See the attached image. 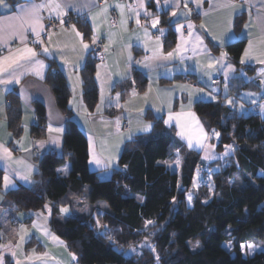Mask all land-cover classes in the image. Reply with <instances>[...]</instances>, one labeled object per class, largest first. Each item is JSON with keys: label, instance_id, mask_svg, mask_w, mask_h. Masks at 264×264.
Instances as JSON below:
<instances>
[{"label": "crops", "instance_id": "1", "mask_svg": "<svg viewBox=\"0 0 264 264\" xmlns=\"http://www.w3.org/2000/svg\"><path fill=\"white\" fill-rule=\"evenodd\" d=\"M101 1L74 0L78 6L85 3L94 6L81 7L80 11L76 8L64 9L67 14L85 18L88 34L80 24H74L52 31L45 38V25L42 19L43 30L37 27V31L40 32L39 38L26 26L23 42L19 35L11 34L14 29L8 25L15 24L16 21H10L9 18L20 16L21 7H27L33 3H48L49 0H25L15 5L9 0H3L0 3V80L8 79L13 73L17 75L24 73L20 75L19 83L13 82L7 85L0 83V157L3 156L4 148L11 152L10 159L0 158V233H3L0 235V246L10 244L12 251L16 252V256H12L11 251L0 248L3 264H7L8 261L13 264H16V261L20 264H71L76 260V258L73 259L67 244L52 230L50 206L37 211L23 212L19 211L6 196L8 191L16 189L19 185L34 184V177L39 168L38 159L41 156L49 151H62L64 132L70 117L87 136L89 168L96 171L99 177H102L101 179H109L119 169V158L124 145L138 135L147 133L137 129L142 128L144 124L153 125L152 118L147 117L149 113L157 118L162 117L165 129L173 130L176 138L186 146L188 143L186 137L190 135L194 146L187 147L199 151L205 161L215 160L205 159L204 149L196 146L197 139H204L200 133L201 126L207 136L204 139L206 145L210 135L194 111L197 100L210 99L213 96V90L229 89L228 85L227 89L225 88L226 83L220 88L214 86L211 83L212 78L221 77L229 82L231 78L241 76L246 83L256 84V88H250L241 94V98L256 99L251 110L256 104L264 101V76L260 75L264 72V25L257 20V9L264 6V0H251L250 4H246L244 0H200L199 6L196 0H178L179 8L174 6L175 0L168 6H165L164 0H160L159 5L153 3V0H144L145 8L138 7V0H135L136 5H131L129 0H113L107 4ZM117 4L124 6L123 12L115 7ZM229 4L236 6H226ZM190 5L197 9L195 14H189ZM103 8H107V11L102 12ZM133 8L139 12V25L136 23L137 16ZM113 11L117 13L115 23H112L110 19ZM172 11L176 12V16L172 15ZM147 13H151V16ZM162 14L166 15L167 23L176 33L173 45L152 37L158 26L163 29V32H167L168 26H160ZM44 15L64 16H58L52 9L41 10L40 16L43 18ZM157 16L160 23L153 28L151 20ZM243 16L245 23L240 31H236L235 22ZM189 23L194 27L190 29L191 35L189 33V36L184 38L181 33L184 29H189ZM181 24L184 25L182 29L179 27ZM92 30L104 42L105 59L95 62V82L99 99L90 109L83 96L85 86L81 69L92 56L93 39L90 38ZM76 32H79L81 36L78 37ZM197 36L203 44L197 42ZM81 37L83 43L89 45L87 51L82 48ZM32 38L43 41L42 44L38 43L40 46L38 49L29 43ZM241 38L246 39V45L240 60L243 65L255 68L253 74L235 68L227 56L222 62L223 66L217 64L214 68L207 67L210 57L219 59L222 53H226L223 49L226 44ZM182 41L186 50L180 56L169 60L153 59L154 53L159 55L162 52L166 55L181 45ZM211 44L221 49L215 51ZM25 47L33 48L38 53L36 59L43 61L46 66L41 70L43 79H40L31 69L26 70L25 67H21L28 63L26 61L14 64L12 67L3 63L5 57L14 56ZM45 47L49 50L47 54L43 52ZM245 52L248 56H245ZM51 61H55L65 75L71 92L70 114L59 109L53 91L46 81L51 70ZM229 66L235 71H230ZM137 73L147 78V84L143 90L137 87ZM117 95L119 100L116 99ZM13 101L21 111L19 122L15 127L10 119V107ZM37 102L44 105L46 113L42 136H37L33 132L37 121L35 111ZM109 111H113L114 114H107ZM169 116L172 117L171 121ZM119 120L125 122L129 129L120 130ZM49 126L63 128V132H49ZM182 127L186 133L185 138L178 135ZM129 135L132 137L131 140L128 139ZM56 140L58 143L53 142ZM110 154L112 158H118V163L116 165L113 163L108 169L112 171L111 174L107 173L108 170L107 172L104 170ZM177 155L180 158L179 167L172 169L169 164L173 162V159L176 162ZM211 155L213 156L214 152ZM93 156L101 161L100 165L91 163ZM182 163L183 156L178 151L165 161L167 168L172 172H180ZM29 166L32 168L30 180H21L20 175L27 174ZM65 167L68 168V174L64 175L57 171L59 176L69 175L71 171L69 162L58 169ZM5 175L14 186L8 191H5L3 185ZM107 207L108 204L105 201L91 202L87 196H83L73 198L71 205H65L62 208H67L72 215H95L103 212ZM61 215L65 217L62 211ZM22 228L27 231L21 232ZM21 235L24 237L23 240L20 239ZM53 236L56 239H53Z\"/></svg>", "mask_w": 264, "mask_h": 264}, {"label": "trees", "instance_id": "2", "mask_svg": "<svg viewBox=\"0 0 264 264\" xmlns=\"http://www.w3.org/2000/svg\"><path fill=\"white\" fill-rule=\"evenodd\" d=\"M9 1L15 5L25 0ZM166 18L161 15L160 26H168L165 43L173 45L176 33ZM244 23L245 17H239L235 30L240 31ZM86 26L87 22L81 25L88 34ZM245 45L246 39L241 38L223 49L235 68L253 74L255 68L240 60ZM211 46L215 51L221 49ZM95 62L92 55L81 69L83 96L90 109L99 99ZM136 79L137 87L143 90L147 78L137 73ZM46 81L59 109L70 114L71 92L55 61H51ZM226 85L228 90H213L210 99H199L194 105L209 135L212 130L219 133L216 149L222 151L226 145L235 149L226 160L205 161L199 151L178 140L173 130L165 129L162 117L149 113L147 117L153 120L151 131L127 142L119 158V169L109 179H101L89 168L87 136L70 117L62 151L41 156L34 184L19 185L6 193L7 198L23 212L50 206L52 230L79 264H264V251L245 256L241 248L264 239V114L256 115L253 109L245 114L226 102L229 98L241 99L243 91L256 88L255 83H246L236 76ZM14 101L10 119L15 127L21 111ZM35 111L33 132L42 136L44 105L37 102ZM176 151L183 156L180 172L170 171L165 164ZM68 162L69 175L59 176L57 169ZM200 166L203 173H199ZM196 173L202 178L196 180ZM83 196L91 202L105 201L108 207L95 215H61L63 206ZM97 219L107 227L97 229ZM148 221L153 224L148 225ZM105 233H110L113 240ZM146 239L155 252L145 245L141 252H130V246L140 248ZM192 243L199 247H192ZM225 243L232 248L225 247Z\"/></svg>", "mask_w": 264, "mask_h": 264}, {"label": "snow or ice", "instance_id": "3", "mask_svg": "<svg viewBox=\"0 0 264 264\" xmlns=\"http://www.w3.org/2000/svg\"><path fill=\"white\" fill-rule=\"evenodd\" d=\"M3 0H0V3H2ZM244 2L246 4H250L251 3V0H244ZM156 3L157 5H159L160 3V0H156ZM196 3H197V6H199V3H200V0H196ZM105 4H107V0H105ZM164 4L165 6H168L170 4H173V0H164ZM94 5L90 4V3H85L83 4L82 6H78L74 0H49L48 3H43V4H31L27 7H21V15L18 16V17H10L9 20L12 21H16L15 24H9L8 27L10 28H13L14 30L12 31V35H19L20 38H21V42H23V40L25 39V36H24V31L26 30V26L27 28H30L32 32L35 33V35L37 36V38H39L40 36V32L37 31V27H39L41 30H43V24H42V17L40 16V11L41 10H44V9H52L54 11H56L57 15L60 16V15H66L67 13L64 11L65 8H76L77 11H80L81 10V7L83 8H91L93 7ZM174 6L176 8H179V2L178 0H175V4ZM226 6H229V7H235L236 5L234 4H229V5H226ZM115 7L117 8H120L121 9V12H123V8L124 6L123 5H120V4H117L115 5ZM129 7H132V6H129ZM138 7L139 8H145V2L144 0H138ZM185 7H187V4H185ZM136 16H137V19H136V23L137 25L140 24V19H139V12L136 11L135 8L132 9ZM102 12H106L107 11V8H103L101 9ZM191 10H189V14H190ZM257 20L260 24L264 25V6H262L261 8L257 9ZM147 15L151 16V13H147ZM172 15L173 16H176V12L175 11H172ZM95 17H93L94 19ZM60 23L61 25L64 23L63 20H60ZM160 23V19H159V16L153 18L151 20V25L153 28H155L158 24ZM179 27L182 29L184 27L183 24L179 25ZM189 29H192L194 27V25H192L191 23H189L188 25ZM73 31H75V28L73 27ZM145 33L147 35V31L145 30ZM76 35L79 37L81 36V34L79 32H76ZM160 35L163 36L164 35V32H163V29H160ZM190 35H191V32H190ZM93 43H95V40H96V37L94 36L93 38ZM159 39V38H157ZM196 40L199 44H203V41L200 39L199 36L196 37ZM38 43H43L42 40H37ZM80 43L82 44V48L84 51H87L88 48H89V45L87 43H83V39L81 37V40H80ZM183 41H182V44L181 45H178L176 49H174L173 51H170L168 52L166 55H164L162 52L157 55L156 53H154L153 55V59H165V60H169V59H172L176 56H180L182 54L183 51H185L186 49L183 47ZM221 43H223V41H221ZM251 47V45H250ZM48 48H43V52L45 54L48 53ZM210 55V54H209ZM38 56V53L33 49V48H29V47H25L24 49L20 50L17 54H15L14 56H9V57H5L4 58V61L3 63L5 65H7L8 67H12V65L14 64H19L21 61H26L28 62L26 65H21V67H25L26 70L28 69H31L32 71L35 72V74L37 76L40 77V79H43L44 77L41 75V70H43L46 66L44 65L43 61L41 60H37L36 57ZM227 56V53H222L220 58L219 59H216V58H211L210 57V62L207 64V67L208 68H214L217 64H220L221 66H223V60L224 58ZM245 56H248V53L245 52ZM129 60H131V56H129ZM137 63H140V62H137ZM147 67V65H145ZM229 69L230 71H235L234 68H232L231 66H229ZM6 70V69H5ZM24 73H20L19 75L13 73L9 76L8 79L6 80H0V83L2 84H10V83H19L20 82V75H23ZM261 76H264V72H261L260 74ZM97 77L99 78V73L97 74ZM82 83V81H81ZM225 88L227 89V85H225ZM135 94V93H134ZM250 95H254V94H250ZM117 100H119V95H117L116 97ZM228 103L229 104H232L233 101L232 100H228ZM253 103H255V101H253ZM241 108H243V105H240ZM260 108V111L261 112H264V104H261L259 106ZM172 117L169 116V121H171ZM197 124H199V121L197 120ZM152 125L151 124H144L142 128H139L137 129L138 131H145V132H148L152 129ZM49 132H63V128H52L51 126H49V129H48ZM200 133H201V137H203L204 139L207 138L206 134L204 133L203 131V127L201 126L200 128ZM178 135H180L182 138H185L186 137V133L185 131L183 130V127L181 129V132L178 133ZM212 135L218 137L219 136V133L218 132H215V130H212ZM187 146L189 148H192L194 145H193V138L188 135L187 137ZM128 139L131 140L132 137L131 135L128 136ZM204 139H197L196 140V146L202 148L205 150V156L204 158L205 159H216L217 157L215 156H212L211 153L209 152V149L212 148L211 145H206L204 143ZM54 143H58V140L56 141H53ZM226 148H228L229 152H234L235 149L231 146V145H226L225 146ZM229 152H225L224 155L227 156L229 154ZM0 158H3V159H10L11 158V152L4 148L3 149V156L0 157ZM116 158H111L109 159V161L104 165V170L107 171L113 163H116ZM91 163H94L96 165H100L101 161L99 159H96L95 156H93V159L91 161ZM176 163L179 164L180 163V160L177 159L176 160ZM31 171H32V168L31 166L28 167L27 169V174H22L20 175V179L21 180H24V181H29L30 180V175H31ZM58 172H61L62 174L64 175H67L68 174V168L65 167V168H62V169H58L57 170ZM3 185H4V189L5 191H8L10 190L11 187H14L13 185H11V182H10V179L7 175L4 176L3 178ZM191 195L189 194V197H188V201L189 203H191ZM47 207V205H46ZM106 207V205H105ZM62 212H65L67 213L69 210L67 208H62L61 209ZM49 212H50V209H49ZM148 225H151L153 224L152 221H148L147 222ZM96 228L99 229V228H106L107 226L106 225H101L100 224V221L99 219L96 220ZM147 226V225H146ZM27 231L26 229H21V232H25ZM107 235V238L109 240H113V237L110 233H105ZM0 235H3V233H0ZM53 239H56V237H52ZM20 239L23 240L24 237L23 235L20 236ZM145 243L148 244L152 251L155 252V247L154 246H151L150 244V241L149 240H145ZM144 245L142 244L141 247H143ZM194 247L198 248L199 247V244H196ZM244 246H242L243 248ZM0 248H3L4 250L6 251H11V254L12 256H16V252L15 251H12L11 249V245H2L0 246ZM131 250L132 251H136V249L134 247H131ZM247 249H248V252L246 254L248 255H251V254H254L255 250H256V245H253V244H248L247 245ZM76 257L73 255V259H75ZM160 257L159 255L156 256V260L159 261ZM0 264H3V257H0ZM16 264H20L19 261H16Z\"/></svg>", "mask_w": 264, "mask_h": 264}, {"label": "built area", "instance_id": "4", "mask_svg": "<svg viewBox=\"0 0 264 264\" xmlns=\"http://www.w3.org/2000/svg\"><path fill=\"white\" fill-rule=\"evenodd\" d=\"M112 1L113 0H107V3H110ZM101 2L105 3V0H102ZM129 3L131 5H136V1L135 0H129ZM153 3L157 4L156 0H153ZM189 10H191L190 13H192V14H195L197 12V9L194 6H192V5L189 6ZM110 19H111L112 23L117 22V13L115 11H113L111 13ZM60 20H63V22H64L62 25L60 23ZM43 22H44V25H45L44 37L46 38L48 33L52 32V31H56V30H58L61 27H70L71 25H74V24L83 25L87 21L85 20V18L83 16L67 14V15H64L62 17H51V16L44 15L43 16ZM189 33H190V29H184L182 31V33H181V36L186 38V37L189 36ZM94 36L96 37V40H95V43H93V47H92L93 58L95 59V61L104 60L105 59L104 42L99 38L97 33L94 30H92L90 32V38L92 39ZM152 37L154 39L159 38V39L163 40L164 42L167 40V36H166L165 32H164L163 36L160 35V27L159 26L153 32ZM29 43L34 45L35 48H37V49L40 47L38 42L34 38H32L29 41ZM211 83L214 86H217V87L220 88L223 84L226 83V81L224 79H222L221 77H214V78H212ZM261 104H264V101H262V102H260V103H258L257 105L254 106V108H253L254 114H256V115L264 114V112H261L260 108H259V106ZM118 127H119L120 130H123V131L129 129V126L125 122H123L121 120L118 121ZM198 170H199V172H202L204 170V168L202 166H200L198 168ZM71 264H79V263H78V261L74 260Z\"/></svg>", "mask_w": 264, "mask_h": 264}, {"label": "rangeland", "instance_id": "5", "mask_svg": "<svg viewBox=\"0 0 264 264\" xmlns=\"http://www.w3.org/2000/svg\"><path fill=\"white\" fill-rule=\"evenodd\" d=\"M228 100H232L233 101V103L232 104H229L228 103V101H227V104H229L230 106H233L234 108H237L238 110H240L241 112H243V113H245V114H247V113H249L250 111H251V106H252V104H254L253 103V101H255L256 99H250V98H241V99H235V98H229ZM240 105H243V108H241L240 107ZM218 138L219 137H216V136H210L209 137V140H208V142H207V145H211L212 146V148H210L209 149V152L212 154L213 152H214V155L213 156H215V157H217V158H220V159H222V160H226L227 159V157H228V155L231 153V152H229V150H228V148H224L222 151H218L217 149H216V140H218ZM216 152H215V151ZM225 152H229V154L227 155V156H225L224 155V153ZM178 156V155H177ZM205 156V150L203 151V157ZM112 158V154H110V159ZM216 158V159H217ZM177 159H179L180 160V158H179V156H178V158ZM116 163H114L115 165L118 163V158L116 159ZM173 162H171L169 165L170 166H172V169H177L178 167H179V164H177L176 162H175V160L173 159L172 160ZM175 163H176V165H177V167H176V165H175ZM107 172V171H106ZM106 172H105V174H106ZM111 170H108V172L107 173H110L111 174ZM199 173H203V171L202 172H199ZM199 173H196L195 174V179L196 180H199V179H201L202 178V175L201 174H199ZM102 178V177H101ZM208 179V178H207ZM63 215L65 216V217H67V216H71L72 214L70 213V212H67V213H65V212H63ZM151 244V243H150ZM197 243H192V247H194L195 245H196ZM248 244H253V245H256V250H255V252H258V251H264V239L263 240H260V241H258V242H255V243H246V244H243L242 246H244L243 248H242V246H241V248H242V252H243V254L246 256V255H248V254H246L247 252H248V249H247V245ZM143 245H145L146 247H150L148 244H146V243H144ZM152 246V245H151ZM224 246L225 247H227L228 249H231L232 248V245L230 244V243H225L224 244ZM135 248V247H134ZM195 248V247H194ZM136 249V251H130V252H141L142 251V247H140V248H135ZM254 252V253H255ZM252 255V254H251Z\"/></svg>", "mask_w": 264, "mask_h": 264}, {"label": "clouds", "instance_id": "6", "mask_svg": "<svg viewBox=\"0 0 264 264\" xmlns=\"http://www.w3.org/2000/svg\"><path fill=\"white\" fill-rule=\"evenodd\" d=\"M257 105V104H256ZM254 108V107H253ZM211 136H213L212 134H211Z\"/></svg>", "mask_w": 264, "mask_h": 264}]
</instances>
